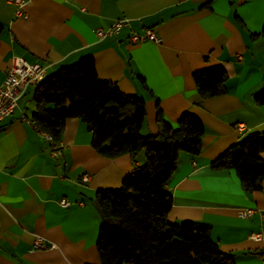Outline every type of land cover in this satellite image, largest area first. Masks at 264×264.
Returning a JSON list of instances; mask_svg holds the SVG:
<instances>
[{
  "label": "crops",
  "instance_id": "0c3cea01",
  "mask_svg": "<svg viewBox=\"0 0 264 264\" xmlns=\"http://www.w3.org/2000/svg\"><path fill=\"white\" fill-rule=\"evenodd\" d=\"M23 1L0 0V83L12 55L46 65L49 73L90 54L101 79L144 100L142 135L157 132L156 103L174 126L183 113L196 116L204 127L200 152L179 153L165 184L172 196L166 218L207 223L234 264H264V220L238 214L242 207L264 212V178L259 190L248 192L233 169L210 166L245 134L264 131V101L254 98L264 91V0ZM120 18L129 25L96 38L97 27ZM146 27L156 29L159 42L128 40L130 30ZM215 65L226 71L225 90L203 98L192 73ZM21 109L28 117L35 110L31 88L0 121V264H100L95 190L117 188L132 169L131 156L98 153L78 117L66 120L53 155L34 124L20 119ZM260 156L264 160V150ZM144 161L141 151L135 163ZM35 235L53 246L31 248Z\"/></svg>",
  "mask_w": 264,
  "mask_h": 264
},
{
  "label": "trees",
  "instance_id": "16d2710c",
  "mask_svg": "<svg viewBox=\"0 0 264 264\" xmlns=\"http://www.w3.org/2000/svg\"><path fill=\"white\" fill-rule=\"evenodd\" d=\"M2 25L0 24V30ZM264 36V24L261 30ZM201 97L224 92L223 66H208L192 73ZM34 126L60 140L68 118L78 117L90 132V144L107 158L127 153L133 164L117 188H97L94 200L100 222L96 250L100 264H234L210 236L207 223L170 222L166 216L172 196L165 184L176 169L178 155H197L204 132L202 122L183 113L172 125L162 118L156 103L157 132L142 135L144 100L122 93L114 82L101 79L90 54L49 72L32 89ZM264 101V91L255 95ZM264 131L250 132L211 160L214 169L230 168L245 191L261 188L264 178ZM145 153L142 164L135 157Z\"/></svg>",
  "mask_w": 264,
  "mask_h": 264
},
{
  "label": "built area",
  "instance_id": "2783aa9c",
  "mask_svg": "<svg viewBox=\"0 0 264 264\" xmlns=\"http://www.w3.org/2000/svg\"><path fill=\"white\" fill-rule=\"evenodd\" d=\"M17 6L24 4L23 0H9ZM127 18H120L114 20L110 25L106 27H97L94 34L98 40L117 34L123 27L128 26ZM128 40L130 42H142L150 40L153 42H159L160 37L154 27H146L141 32L130 30L128 34ZM47 66L39 63H29L20 55H12L9 61V65L6 68L5 76L0 83V121L8 118L13 111L18 107L20 99L24 96L27 88L33 89L34 86L39 83L47 74ZM20 119L26 123H32L31 117H28L24 110H20ZM240 127V125H237ZM40 135L48 141L52 147L53 155L59 153V149L62 146L61 141L54 142L51 136L43 131L38 130ZM194 164V163H193ZM81 181L88 180V174L83 173L81 175ZM60 204L66 206L68 201L61 199ZM258 213L261 220H264V212L256 208L242 207L238 209V214L242 217H250L252 214ZM250 238L257 240L260 238V233H252ZM53 246L52 243L44 239L39 235H35L31 248L39 249ZM264 258V255H263Z\"/></svg>",
  "mask_w": 264,
  "mask_h": 264
}]
</instances>
